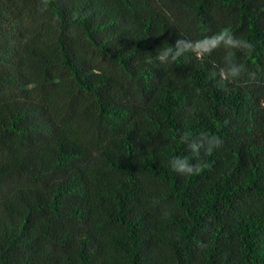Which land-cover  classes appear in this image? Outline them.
<instances>
[{"label": "trees", "instance_id": "obj_1", "mask_svg": "<svg viewBox=\"0 0 264 264\" xmlns=\"http://www.w3.org/2000/svg\"><path fill=\"white\" fill-rule=\"evenodd\" d=\"M0 264H264V0H0Z\"/></svg>", "mask_w": 264, "mask_h": 264}, {"label": "clouds", "instance_id": "obj_2", "mask_svg": "<svg viewBox=\"0 0 264 264\" xmlns=\"http://www.w3.org/2000/svg\"><path fill=\"white\" fill-rule=\"evenodd\" d=\"M223 46L230 49L225 57L226 66L219 68L218 71H211V78H219L217 86L222 87L224 91H228L226 85L241 77L242 73L246 72V68L242 64L234 62L235 52L231 50H240L247 54L253 51V45L246 39L237 37L233 34L230 28H222L218 33L211 37H205L203 40L189 41L178 38L166 48H162L158 53V59L161 63H173L186 53L192 52L198 55L201 59L205 56H210L213 51ZM215 68L216 65H213ZM180 141L186 144L192 153V158L197 159L196 163H191L189 157L173 156L169 164L171 169L176 173L183 175L199 174L204 168L208 167L207 163L199 161L200 151L204 149L206 155H211L214 149L222 145V140L217 135H209L201 133L196 137H192L190 133H182Z\"/></svg>", "mask_w": 264, "mask_h": 264}]
</instances>
